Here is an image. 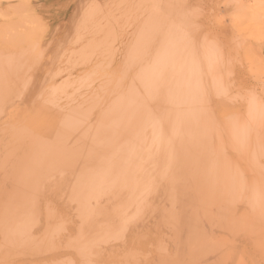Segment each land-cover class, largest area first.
I'll return each mask as SVG.
<instances>
[{
    "label": "bare ground",
    "instance_id": "obj_1",
    "mask_svg": "<svg viewBox=\"0 0 264 264\" xmlns=\"http://www.w3.org/2000/svg\"><path fill=\"white\" fill-rule=\"evenodd\" d=\"M170 1L70 0L72 34L53 39L41 81L29 75L38 59L10 55L24 54L19 27L13 53L0 31V264H264L260 130L239 135L236 122L232 144L190 103L189 66L153 65ZM251 146V176L239 178L231 151L246 161Z\"/></svg>",
    "mask_w": 264,
    "mask_h": 264
},
{
    "label": "rangeland",
    "instance_id": "obj_2",
    "mask_svg": "<svg viewBox=\"0 0 264 264\" xmlns=\"http://www.w3.org/2000/svg\"><path fill=\"white\" fill-rule=\"evenodd\" d=\"M69 2L70 0H0V17H2L0 18V31L3 32L2 34L5 36L6 43L8 44L7 48L11 50H9L10 53H13V50L16 51L19 48L15 53L16 55L20 50L24 53L22 55L23 57H21L22 52L17 56L15 55L16 57H14V53L10 55H12L14 61H17L18 63L20 60H30L29 63L34 64L36 59H40L35 62L37 64L40 63L36 68L37 70L34 69V72L31 71L30 73L29 71L31 69L27 71L31 77L36 76L39 78V81H41L42 77L43 80L48 76L50 73V69H47V67L50 68L48 64L52 63V58L55 59L54 54L56 55V53L52 55V53L55 52V41L53 39L64 36V34L67 35V32L72 34L73 28L63 30V27L68 25L70 17L75 10V4L67 9ZM87 3L85 4L84 9L90 6V2L87 1ZM169 3L168 7H172L171 9L174 10V12L177 11L178 14L176 16V12H173V15L167 16L166 18H162V13H157V18L155 15L156 20L158 19V21H154V23L157 24L156 30L158 32V40L156 42L162 43V49L156 54L153 65H159V71L165 74L172 73L170 68H172L173 65H182V67L189 66L186 71H188V73L192 72L194 77L196 76L195 78H198V82L196 79L192 82V91L189 90V92L191 91L190 103L199 104L200 110L202 111V115L199 118L202 119V122L206 123L210 128L218 127L221 131V135L224 137H227L228 135L231 136L232 144H238L241 139V137L235 136L237 133V128L235 126V131L232 130V127L236 122L238 125L236 126L239 127L240 131L239 135L242 133V126H245L246 124L258 126L260 131L257 133L254 132L251 127L248 128L253 130L252 133H250V135L253 136L251 139H253V142L258 146L259 152L251 146V149L245 154L246 161H241L238 157V154H240V157L242 155L241 149L236 151L232 150L231 154L232 156H235V159L231 164L235 176H238L239 178L242 175L251 176L250 171L253 169V166L250 165V154L255 151L259 153L261 158L258 166L264 170V0H171ZM13 4L15 5V8ZM26 5L28 7L27 9H29L28 14L24 11L25 9L27 12ZM2 11H4V13ZM30 12H33V14ZM26 14L28 15L27 17L24 16ZM31 16L35 17L34 21L31 20ZM3 18L5 19L3 20ZM20 18L22 20L24 19L23 22L27 25L29 21H33L31 26L33 29L29 26L30 29L28 30L27 25L22 24L23 22ZM159 20H164L163 22L168 25V28L170 26L172 29L163 28V22L160 23ZM2 23L9 25L10 28L8 27V30L2 31L1 28L4 29V24ZM21 24L25 27H22ZM29 25H31V22H29ZM17 26L19 27L18 31L22 30V34L17 30L16 33L20 34V38L24 40V45L26 42V47L29 46V44H34L35 47H31L32 53L29 51L31 48L29 49L27 47V49L25 46L21 45L23 42L21 43L20 41H18L20 42V45H17L18 48L15 50V43L17 41L15 43L12 41L19 40V36L17 37L14 35L16 34L14 30L15 28H18ZM34 26L37 27H35V29L38 33L34 30ZM42 27H44L46 31L43 30ZM54 27H56L57 30ZM9 29L14 30L10 31ZM23 29H27V32ZM7 31L8 33L9 31L11 32V40L10 37H7L9 34L5 33ZM28 31L29 33H32L33 38L31 34L29 35ZM51 31H53V33ZM54 31H56V34ZM25 34L26 37L28 36L27 38H23L24 36L22 35ZM14 36H16V39H14ZM31 39L36 42L33 40L31 41ZM8 40L10 42H8ZM10 43L11 45H9ZM37 49L40 51L37 52ZM45 52H47L48 58ZM142 60L145 59L143 58ZM21 61L20 64H23L24 62L22 63ZM207 64L210 66L207 67ZM191 65L193 66L190 67ZM164 66L166 68H164ZM190 68L191 70H189ZM179 71H184V68H181V70H174V72ZM204 71L208 74H204ZM46 72H48V74H46ZM65 73L68 74V71ZM201 73H203V78ZM45 74L47 76H45ZM204 75H207L205 76L206 78ZM16 76L17 80L20 79L19 77H24L17 74ZM16 78L14 79L16 80ZM204 78L207 80L210 79L211 81L208 82ZM212 80L213 83L217 81L214 84L217 87L213 91L211 90L213 86ZM194 84L196 87L202 89L198 90L194 87ZM201 85L203 86L201 87ZM209 85L212 86L210 87ZM200 94L201 99L198 97ZM194 95L195 97H193ZM216 98L221 102L220 104ZM192 100H195V102ZM200 100H202V104L200 103ZM197 101L199 102L197 103ZM227 110L229 111V114ZM219 112L221 115H219ZM224 114L232 117L227 118V115L224 117ZM231 130L232 133H230ZM208 134L211 133L208 132ZM247 144L249 145L248 142ZM1 242L2 239L0 237V243Z\"/></svg>",
    "mask_w": 264,
    "mask_h": 264
}]
</instances>
